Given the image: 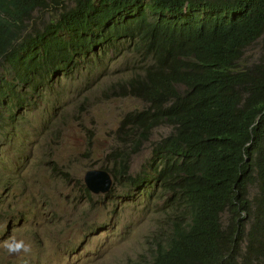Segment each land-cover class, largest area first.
I'll use <instances>...</instances> for the list:
<instances>
[{"label":"trees","instance_id":"obj_1","mask_svg":"<svg viewBox=\"0 0 264 264\" xmlns=\"http://www.w3.org/2000/svg\"><path fill=\"white\" fill-rule=\"evenodd\" d=\"M128 53L131 75L104 95L143 107L101 169L163 202L128 264H264V0H0L1 137L59 75Z\"/></svg>","mask_w":264,"mask_h":264},{"label":"rangeland","instance_id":"obj_2","mask_svg":"<svg viewBox=\"0 0 264 264\" xmlns=\"http://www.w3.org/2000/svg\"><path fill=\"white\" fill-rule=\"evenodd\" d=\"M131 57L98 65L93 76L59 75L51 92L35 96L25 118L2 127L0 264H128L146 253L163 202L111 177L105 193L84 191V176L103 170L122 116L143 107L136 99L104 95L131 75ZM168 131L152 132L131 160V175L149 157L151 142ZM14 241L30 250L10 253Z\"/></svg>","mask_w":264,"mask_h":264},{"label":"water","instance_id":"obj_3","mask_svg":"<svg viewBox=\"0 0 264 264\" xmlns=\"http://www.w3.org/2000/svg\"><path fill=\"white\" fill-rule=\"evenodd\" d=\"M84 183L86 189L93 194L105 193L111 185V178L106 171H92L84 176Z\"/></svg>","mask_w":264,"mask_h":264},{"label":"clouds","instance_id":"obj_4","mask_svg":"<svg viewBox=\"0 0 264 264\" xmlns=\"http://www.w3.org/2000/svg\"><path fill=\"white\" fill-rule=\"evenodd\" d=\"M94 60L92 61V64L91 66H88L86 67L85 71L83 73H86L87 75H90V76H93V72L91 71V67L92 65L94 64ZM76 73V72H75ZM72 74L71 76H74L75 75ZM82 73V74H83ZM25 116H26V113H25ZM0 140H2V137L0 135ZM111 177V176H110ZM112 178V177H111ZM85 187V185H84ZM86 188V187H85ZM88 191V190H87ZM89 192V191H88ZM91 193V192H90ZM1 238H2V235H0ZM8 251L10 253H16V252H19V251H24V252H28L30 250V246L29 245H25L23 241H14L13 243L9 244L8 246Z\"/></svg>","mask_w":264,"mask_h":264}]
</instances>
